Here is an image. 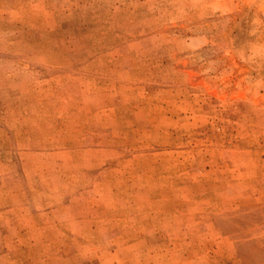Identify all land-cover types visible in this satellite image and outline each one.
Instances as JSON below:
<instances>
[{
    "label": "rangeland",
    "instance_id": "1",
    "mask_svg": "<svg viewBox=\"0 0 264 264\" xmlns=\"http://www.w3.org/2000/svg\"><path fill=\"white\" fill-rule=\"evenodd\" d=\"M0 264H264V0H0Z\"/></svg>",
    "mask_w": 264,
    "mask_h": 264
}]
</instances>
